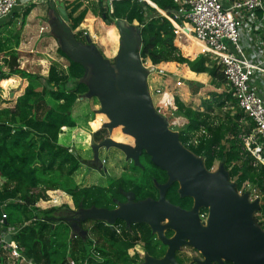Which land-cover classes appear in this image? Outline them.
Here are the masks:
<instances>
[{
    "label": "trees",
    "instance_id": "trees-1",
    "mask_svg": "<svg viewBox=\"0 0 264 264\" xmlns=\"http://www.w3.org/2000/svg\"><path fill=\"white\" fill-rule=\"evenodd\" d=\"M103 1L107 0H98L99 3ZM154 3L172 16L175 10L172 0H155ZM81 5V0H73L65 5L71 30L80 25L86 16V7L74 15ZM30 9L27 7L25 11L29 12ZM101 15L102 23L112 38L116 36L114 27L118 32L120 21L139 31L141 45L138 51L142 62L148 59L153 65L181 67L183 76L207 73L215 88L226 84L220 67L210 63L208 57L200 54L190 59L181 53L174 43L176 34L173 24L144 1L109 0L105 7H101ZM79 32L75 33V37L81 42L77 37ZM1 49L0 46V53ZM59 52L69 60L67 72L51 65L47 76L21 68L14 52L8 50L0 54L4 57L0 61V84L6 86L12 76L18 75L30 86L25 94L16 98L14 104L0 107V220H3V228L18 229L13 239L24 256L34 264H138L140 255L133 250L137 244H143L149 255H162L164 246L144 223L126 227L122 220H117L114 226L119 227L120 231L116 232L105 221L88 219L86 221L90 223L83 227L86 234L76 236L70 230L71 224L57 214L59 210L69 209L67 204L49 208L37 206L39 200H47V191L62 190L71 197L76 209H113L126 201V192H133L136 200L157 198L155 183H163L167 178L166 172L142 152L140 166L132 164V175L123 174L116 179L108 177L106 186H79L73 181L76 159L71 148L62 146L57 139L63 128L74 126L70 115L72 103L87 90V86L81 80L85 74L84 67L60 48ZM187 81L194 84V92L203 85L201 82ZM36 89H39L38 93ZM210 95L212 97L204 102L205 110L202 111L173 97L176 110L188 121L185 130L179 133V141L186 145L193 134L199 132L196 147L187 145V148L203 157L207 169L216 159L221 161L224 157L225 169L229 173V180L236 184V190L244 181H252L260 191L261 200L260 210L256 212L259 217L254 216V219L264 230V165L252 167L249 155L241 157L238 139L228 137V134L236 132V121L242 117V112L237 110L233 115L226 113L225 119L219 121H214L210 116L212 105L223 107L225 100H232L231 93L211 92ZM103 116L106 122L107 118ZM97 121L99 119L92 121L93 128L99 124ZM102 124L92 135L95 142L106 137L103 136L105 129ZM86 136L80 135L78 142L88 143ZM177 188L178 183L174 182L166 192V199L182 208H189L192 199L180 197ZM12 199L15 200L9 202ZM2 214H5V219H2ZM176 259L181 263L178 257ZM6 260L5 255L0 256V264Z\"/></svg>",
    "mask_w": 264,
    "mask_h": 264
},
{
    "label": "water",
    "instance_id": "water-1",
    "mask_svg": "<svg viewBox=\"0 0 264 264\" xmlns=\"http://www.w3.org/2000/svg\"><path fill=\"white\" fill-rule=\"evenodd\" d=\"M54 3L59 22L50 27L61 50L84 67L88 75L86 99L96 97L99 111L107 118L102 128L111 133L113 128L120 127L122 133L133 138L130 144L110 136L100 142L91 137L93 159L98 158L101 148H116L126 160L140 166L139 158L145 152L167 175L165 182L155 183L157 198L134 200L133 192H126V202L113 209H78L79 217L73 218L76 223L70 225L72 234H85V230L78 229L88 219L105 221L110 227L117 220H122L126 227L144 223L166 250L160 258L144 254L142 264H178L175 252L185 245L200 253L197 264H264V230L254 219V213L260 210L259 200L249 201L247 193H237L236 184L230 182L225 169L224 157L216 170L207 169L204 160L179 141V134L155 110L147 84L149 69L138 51L139 31L130 27L126 34L125 22H118L119 46L110 62L93 44L74 38L64 2ZM174 182L178 183L180 197L192 199L189 210L166 199ZM202 209L207 210L204 221L199 215ZM166 230L173 235L167 237ZM5 240L10 241L11 235L6 234Z\"/></svg>",
    "mask_w": 264,
    "mask_h": 264
},
{
    "label": "rangeland",
    "instance_id": "rangeland-1",
    "mask_svg": "<svg viewBox=\"0 0 264 264\" xmlns=\"http://www.w3.org/2000/svg\"><path fill=\"white\" fill-rule=\"evenodd\" d=\"M48 1L49 0L40 6L39 9L41 10L36 9L31 17H28L27 12L25 11L28 6L20 8V10H16V7L12 14L6 17L7 19L4 18V23L2 25L0 24V46L3 48L1 49L2 53L0 54L6 53L8 50L16 53L21 68L43 76H47L51 65L56 66L58 70L64 73L67 72L69 65V60L59 52L60 44L52 32V26L50 27L52 23L59 20V16L56 14V6L54 5L52 8L49 6ZM62 1L64 2V5H66L73 0ZM153 1L155 2V0ZM40 2H44V0H40ZM81 2V7L75 12V14H73H78L83 7L87 8V13L83 22L72 30L74 38L77 39L75 33L80 31L77 37L81 39L83 44H93L105 58L110 60V62H113L119 46V35L115 27L114 30L116 36L112 38L109 35V30H107V28L105 29V26L102 23L101 15V7H105L109 0L103 1L102 3H99L98 0H81ZM23 4L27 3L25 2ZM68 26L70 27V21L68 22ZM187 26H189V24H187ZM130 27L132 28V26L125 23L123 32L127 34ZM175 34L176 37L174 43L184 56L193 59L202 54V49L200 48L199 43L194 40L191 35H184L183 33L176 32ZM193 47L195 48L194 51L191 50ZM3 60L4 57L0 56V61ZM142 63L149 69L147 83L155 110L164 116L169 128L178 134L185 130L188 121L183 114L176 110L175 105L173 104V97H178L185 105L202 111L205 110L204 102L209 101L212 97L210 95L211 92L221 93L228 90L226 84L221 85L219 88H215L210 83V76L206 73L204 77H196V80L203 85L199 90L197 89L194 92V84L187 81L190 79V76L180 75L182 73L181 67L174 69L165 64L153 65L148 59ZM87 77L88 75L83 74V77L81 78L84 84ZM179 80L182 81L181 85L176 84ZM29 88L30 86L25 79L20 78L18 75L12 76V80L6 86L0 84V107L11 106L14 104L16 98L25 94ZM156 90H160V93H157ZM38 92L39 89H36V93ZM86 92L87 90L79 94L72 103L70 115L74 120V126L70 128L68 127L67 129L63 128L58 135L57 142L64 147L71 148L72 150L73 158L76 159L75 168L72 172V179L76 184L79 186H106L108 183V177L116 179L123 174L132 175V163L130 160H126L124 154L116 148H101L98 153V158L93 159V152L89 147L90 137H92L94 131L99 128L106 119L103 116L104 114L99 111L98 99L96 97L86 99ZM212 107L210 116L214 121L225 119L226 113L231 115L236 112L235 108H230L229 105L226 107L212 105ZM95 119H99V122L97 121L99 124L93 128L91 123ZM82 134L87 135L85 139L88 140V143L85 144L78 142V137ZM193 135L196 137L199 135V132L194 133ZM103 136H110L117 141L133 144V138L122 133L120 127L113 128L111 133L105 129ZM201 158L203 159V157ZM220 163L221 161L216 159L209 170H216ZM133 174L136 175L134 172ZM0 183H2L1 179ZM50 191L56 190L47 191V200H39L37 202L39 203L40 208H49L47 206H53L54 204H57L54 206L67 204L69 210L62 209L59 210L57 214L62 217L69 215L79 217V214H76L77 209L74 210L75 208L72 200L70 201L69 195L61 190L64 198L57 201L53 199V197L51 198ZM14 200L15 199H12L9 202ZM40 201L44 202L42 203ZM201 212L204 211L201 210ZM258 214L259 213L255 212L254 216L259 217ZM86 222L85 226L90 223L88 221ZM142 247L141 244H137L133 250L140 255L143 251ZM184 250H186V248ZM178 251L179 250H177V252ZM185 254H191L193 257L196 256L195 252H185ZM191 261L192 260L188 259V262L185 261L184 264H191ZM4 263L25 264L14 262L12 259H8Z\"/></svg>",
    "mask_w": 264,
    "mask_h": 264
},
{
    "label": "built area",
    "instance_id": "built-area-1",
    "mask_svg": "<svg viewBox=\"0 0 264 264\" xmlns=\"http://www.w3.org/2000/svg\"><path fill=\"white\" fill-rule=\"evenodd\" d=\"M19 1L0 0V20L10 16ZM141 1L153 4L151 0ZM172 2L175 6L172 16L164 11L160 13L173 24L174 32L191 35L199 43L202 55L220 67L228 87L225 92L231 93L232 98L225 100L224 106L242 112V117L236 121V132L228 137L238 139L240 155L242 158L249 155L252 167L264 165V0ZM176 84L181 85L182 81ZM156 92L160 93V90ZM197 143V136L193 135L184 146ZM237 193H247L249 201L258 199L261 202L260 191L252 181H244ZM199 215L204 221L207 212L200 211ZM2 222L0 220V256L5 255L7 260L18 263L34 264L13 239L18 229L3 228ZM113 227L116 232L120 231L119 227ZM6 234L11 235L10 241L5 240Z\"/></svg>",
    "mask_w": 264,
    "mask_h": 264
},
{
    "label": "flooded vegetation",
    "instance_id": "flooded-vegetation-1",
    "mask_svg": "<svg viewBox=\"0 0 264 264\" xmlns=\"http://www.w3.org/2000/svg\"><path fill=\"white\" fill-rule=\"evenodd\" d=\"M141 157V156H140ZM140 159V158H139ZM131 163H132V161H131ZM133 164V163H132ZM120 177V176H119ZM134 194V193H133ZM134 200H136L135 199V196H134ZM126 202V201H125ZM124 203V202H123ZM119 204H121V203H119ZM118 204V205H119ZM192 207V205L189 207V208H184V209H186V210H189L190 208ZM75 208V207H74ZM69 210V209H68ZM74 210H76V208L74 209ZM78 210V209H77ZM200 213V212H199ZM75 217H77V216H72V215H69V216H65L64 218L66 219V221H68L70 224H73V223H76V221L73 219V218H75ZM85 223H87L86 221H84V222H82L80 225H79V229H78V231L80 232V230L81 229H83L84 230V226H85ZM124 223V222H123ZM125 224V223H124ZM114 226V225H113ZM111 227V228H114V227ZM84 234V233H83ZM85 234H86V231H85ZM81 235V234H80ZM165 235L167 236V237H170V236H172L173 235V232L171 231V230H166L165 231ZM160 242V241H159ZM160 244L161 245H163L161 242H160ZM138 245H140V244H138ZM142 246H143V244H141ZM164 246V248H165V250H166V246L165 245H163ZM186 248V250H184ZM142 249H143V251H142V254H140V258H141V260L139 261V263L138 264H142L143 263V256H144V254H148V253H146V250L144 249V247H142ZM185 252H195L196 253V256H194L193 257V255H188V254H185ZM164 253H165V251H164ZM164 253L162 254V255H156V256H153V255H150V256H152V257H154V258H160V257H162L163 255H164ZM149 255V254H148ZM176 257H178L180 260H181V263H178V264H184V262L186 261V262H188V259L189 260H192L191 261V264H197L196 263V261L195 260H197V259H201V255H200V253L196 250V249H194V248H192V247H190V246H182L180 249H179V251L177 252H175V259H176ZM176 261H177V259H176ZM178 262V261H177ZM226 262H228V261H225V263ZM212 263H214V262H212ZM211 263V264H212ZM224 263V264H225ZM231 263V262H230ZM232 264V263H231Z\"/></svg>",
    "mask_w": 264,
    "mask_h": 264
},
{
    "label": "crops",
    "instance_id": "crops-1",
    "mask_svg": "<svg viewBox=\"0 0 264 264\" xmlns=\"http://www.w3.org/2000/svg\"><path fill=\"white\" fill-rule=\"evenodd\" d=\"M22 1H23V3H27V4H23L22 3ZM20 0L19 1V3H18V5H17V9L16 10H20V8H23V7H25V6H28L29 8H31L30 9V11L29 12H27V15H28V17H31V15H33L34 13H35V10L37 9H39L40 8V6L41 5H43L47 0H44V2H40V0ZM152 1V3H153V5H154V8L156 9V10H158V12H160V11H162L161 9H159L158 8V6L154 3V1L153 0H151ZM31 2V3H30ZM49 2V6H51L52 7V3H54L53 2V0H49L48 1ZM21 4V5H20ZM23 4V5H22ZM54 5H55V3H54ZM27 8V7H26ZM53 8V7H52ZM39 10H41V9H39ZM18 13H19V11H18ZM5 19H7V18H5ZM5 19L4 20H2V21H0V24L2 25L4 22L3 21H5ZM59 21V20H58ZM174 69H177L176 67L174 68ZM182 72H183V70H182ZM180 75H182L183 76V74L181 73ZM205 76V74H203V75H199V77H204ZM178 77H179V75H178ZM196 77H198V76H190V79H188V80H191V81H197L198 82V80H196L197 78ZM147 80H148V77H147ZM148 84V83H147ZM148 90H149V88H148ZM150 92V91H149ZM118 178V177H117ZM51 192V198L53 197V199H55V200H59V199H61V198H64V195L62 194V192H61V190H56V191H50ZM66 197H67V195H66ZM49 200V199H48ZM70 201H71V197H70ZM40 202H44V201H40ZM61 203H63V202H61ZM47 205V204H46ZM54 205H57V204H54ZM53 205V206H54ZM59 205H60V203H59ZM37 206H39V203H37ZM47 207H51V206H47Z\"/></svg>",
    "mask_w": 264,
    "mask_h": 264
}]
</instances>
